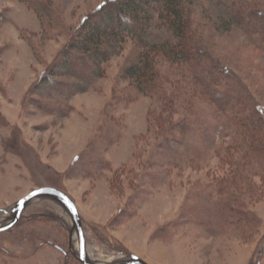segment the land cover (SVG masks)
<instances>
[{"label":"rangeland","instance_id":"rangeland-1","mask_svg":"<svg viewBox=\"0 0 264 264\" xmlns=\"http://www.w3.org/2000/svg\"><path fill=\"white\" fill-rule=\"evenodd\" d=\"M109 1L0 0V226L32 190L54 187L76 203L95 264H264L263 130L252 138L241 115L228 131L226 114L192 91L187 65L164 57L158 81L180 106L157 121L160 100L122 76L141 48L136 36L109 51L101 77L66 68L75 32ZM195 4L201 52L229 77L234 103L256 106L264 121V43L245 18L232 20L263 12L264 0ZM145 31L149 41L170 37L158 20ZM78 255L68 209L46 196L0 233V264H82Z\"/></svg>","mask_w":264,"mask_h":264},{"label":"trees","instance_id":"trees-1","mask_svg":"<svg viewBox=\"0 0 264 264\" xmlns=\"http://www.w3.org/2000/svg\"><path fill=\"white\" fill-rule=\"evenodd\" d=\"M196 1L198 0H110L101 5L92 16L84 19L71 39L68 50L64 53V64L71 71L75 68L74 66L81 64V70L76 71L81 76L94 74L101 77L104 71L100 65L101 62L109 60L111 55L109 51L116 44L123 46L130 35L136 36L141 48L135 61L123 69L122 76L134 81L138 92L160 100L159 107L162 111L156 118L157 121L163 122L173 114L176 107L180 106L178 101L180 93L178 91L169 93L168 89L158 81L160 77L156 71V60L164 57L176 65H187V75L191 82L195 83L192 91L209 100L218 114H226L225 118L230 120L228 131L234 124L238 125L237 122L243 115L244 125L249 126L246 131L253 138L258 130L264 131V123L258 115L257 107L248 105L246 102L234 103L229 77L223 74V71L221 74L218 71L219 68L210 65L207 56L201 52L200 43L193 36L192 16ZM151 2L152 5H150ZM237 15L242 18H236L238 16L234 15L232 20L242 22L245 18L248 32L258 33L264 43V11L257 12L253 9L250 12L242 13L241 11ZM155 20H158L170 34V37L163 42L149 41L148 34L145 33V30L151 26V22ZM225 100H229L228 107H224ZM185 126L182 129H186ZM172 127L176 129V124ZM190 131L193 132L192 129ZM165 141L168 147H175L174 143L167 139ZM261 145L264 147V143ZM238 151L231 147L227 155L229 157L231 154L232 157L229 158L232 159ZM257 155L264 164L262 156L258 153ZM229 212L232 217L229 222L236 225L243 235L248 230L242 215L236 210ZM240 219L243 224L238 223Z\"/></svg>","mask_w":264,"mask_h":264},{"label":"water","instance_id":"water-1","mask_svg":"<svg viewBox=\"0 0 264 264\" xmlns=\"http://www.w3.org/2000/svg\"><path fill=\"white\" fill-rule=\"evenodd\" d=\"M41 196H46L51 199H54L68 209L72 217L73 225L79 234V255L77 256V258L82 264H95L89 261L87 256L86 239L83 229V223L76 203L67 193L54 187H40L34 189L26 196L21 198L17 202L15 208L11 211V213L14 214L12 221L4 226H0V233L11 229L19 220V218L22 216L28 203L31 200ZM2 211L6 214L9 213L8 210H2ZM122 264H149V263H147L142 258L136 256L125 260Z\"/></svg>","mask_w":264,"mask_h":264}]
</instances>
